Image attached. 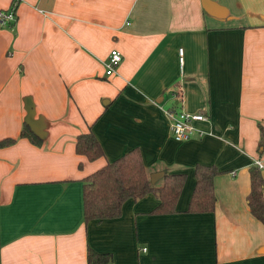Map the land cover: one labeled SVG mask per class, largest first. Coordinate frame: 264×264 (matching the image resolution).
I'll list each match as a JSON object with an SVG mask.
<instances>
[{
    "label": "crops",
    "instance_id": "1",
    "mask_svg": "<svg viewBox=\"0 0 264 264\" xmlns=\"http://www.w3.org/2000/svg\"><path fill=\"white\" fill-rule=\"evenodd\" d=\"M11 7L15 23L0 27V140H15L0 148V264H86L87 249L113 264H264V225L246 202L256 161L264 179V0H0ZM112 49L121 62L107 76ZM167 110L205 120L176 142ZM25 124L39 146L20 137ZM89 131L103 152L93 162L75 152ZM133 149L148 174L185 175L176 213L151 215L150 194L85 223L83 180ZM196 165L219 171L213 213L186 212Z\"/></svg>",
    "mask_w": 264,
    "mask_h": 264
},
{
    "label": "trees",
    "instance_id": "2",
    "mask_svg": "<svg viewBox=\"0 0 264 264\" xmlns=\"http://www.w3.org/2000/svg\"><path fill=\"white\" fill-rule=\"evenodd\" d=\"M20 137L33 145L41 144V139L26 124L22 127ZM14 142L13 139L0 140V148ZM75 152L90 162L103 155L99 142L90 131L77 136ZM194 175L195 187L186 212L213 213L216 202L213 183L219 171L214 166L196 165ZM249 177L250 191L246 202L251 215L264 225V179L258 166L252 165L249 168ZM184 183V174L164 171V176L157 183L151 184L140 151L133 149L83 180V220L88 223L119 218L127 200L137 201L150 194L159 201L151 215L175 214ZM86 264H113V257L111 254H99L87 249Z\"/></svg>",
    "mask_w": 264,
    "mask_h": 264
},
{
    "label": "built area",
    "instance_id": "3",
    "mask_svg": "<svg viewBox=\"0 0 264 264\" xmlns=\"http://www.w3.org/2000/svg\"><path fill=\"white\" fill-rule=\"evenodd\" d=\"M16 21V15L14 7H11L7 11L0 10V27L8 28ZM179 62H183V50L179 49ZM121 62V55L119 51L112 49L108 58L104 63L105 74L107 76L112 75L115 69ZM165 115L171 120V133L176 142H184L190 139L194 132H198L195 129V124L205 120V116L202 113L189 114L184 111L167 110ZM255 165L259 169L262 168L261 162L256 161Z\"/></svg>",
    "mask_w": 264,
    "mask_h": 264
},
{
    "label": "water",
    "instance_id": "4",
    "mask_svg": "<svg viewBox=\"0 0 264 264\" xmlns=\"http://www.w3.org/2000/svg\"><path fill=\"white\" fill-rule=\"evenodd\" d=\"M159 102L160 100L157 101V103ZM163 176H164L163 171L150 174L149 179H150L151 184L157 183Z\"/></svg>",
    "mask_w": 264,
    "mask_h": 264
},
{
    "label": "rangeland",
    "instance_id": "5",
    "mask_svg": "<svg viewBox=\"0 0 264 264\" xmlns=\"http://www.w3.org/2000/svg\"><path fill=\"white\" fill-rule=\"evenodd\" d=\"M152 174V173H149V175Z\"/></svg>",
    "mask_w": 264,
    "mask_h": 264
}]
</instances>
